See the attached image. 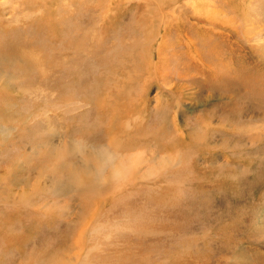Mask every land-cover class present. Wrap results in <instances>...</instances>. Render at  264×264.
Listing matches in <instances>:
<instances>
[{
  "label": "rangeland",
  "instance_id": "rangeland-1",
  "mask_svg": "<svg viewBox=\"0 0 264 264\" xmlns=\"http://www.w3.org/2000/svg\"><path fill=\"white\" fill-rule=\"evenodd\" d=\"M207 5L0 0V264H264V0Z\"/></svg>",
  "mask_w": 264,
  "mask_h": 264
},
{
  "label": "bare ground",
  "instance_id": "bare-ground-1",
  "mask_svg": "<svg viewBox=\"0 0 264 264\" xmlns=\"http://www.w3.org/2000/svg\"><path fill=\"white\" fill-rule=\"evenodd\" d=\"M207 1L208 0H206V6H205V9H207L209 6L207 5ZM212 1V0H211ZM226 3V2H225ZM213 5H214V3H213ZM210 9H211V7H210ZM213 9V8H212ZM215 10H216V8H214ZM208 10H209V8H208ZM210 12H211V10H210ZM209 11H205V16L207 17V19H210V20H219L221 23H224V24H227V25H229V22H225V21H221L220 19H218L217 18V16H215V14H211ZM215 12V11H214ZM223 12V11H222ZM227 21V20H226ZM230 21V20H229ZM224 27V26H223ZM230 52V51H229ZM163 54V53H162ZM2 61V59L0 58V62ZM35 63H32V62H30L26 57H25V55L24 56H20L19 57V62H18V65L21 67V68H25L26 70H30L31 68H33V67H35V65H34ZM37 66V65H36ZM238 80V79H237ZM256 81V80H255ZM128 112V111H127ZM74 146V145H73ZM75 148V147H74ZM98 156V155H97ZM133 157V156H132ZM98 157H95V154L94 153H91V151H89V152H87V154H86V156H84V158H83V163H85V164H87V165H90L91 163H94L95 162V160L97 159ZM136 158V157H135ZM133 159H134V157H133ZM102 160H103V158H102ZM109 160V159H108ZM77 161V160H76ZM68 167L70 168V166L68 165ZM62 168H64V164H63V166H62ZM71 169V168H70ZM135 171V170H134ZM66 172V171H65ZM72 175H76L75 173H73L72 172V170H71V172H70ZM69 173V174H70ZM123 173V172H122ZM69 174H67V172L66 173H64V175L65 176H68V180H70V181H72V179L73 178H75L74 176L72 177V176H70ZM72 177V178H71ZM78 180V179H77ZM75 182H77V181H75ZM70 188V187H69ZM183 227V226H182ZM182 229V228H181ZM46 255V254H45ZM52 260V259H51ZM59 261H61V260H59ZM118 262H120V261H118ZM55 264V263H54Z\"/></svg>",
  "mask_w": 264,
  "mask_h": 264
}]
</instances>
